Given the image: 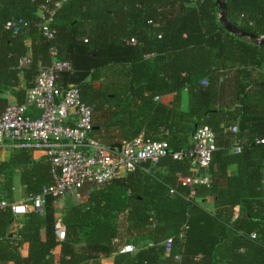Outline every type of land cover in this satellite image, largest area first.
<instances>
[{"label": "trees", "instance_id": "16d2710c", "mask_svg": "<svg viewBox=\"0 0 264 264\" xmlns=\"http://www.w3.org/2000/svg\"><path fill=\"white\" fill-rule=\"evenodd\" d=\"M60 1L0 0V111L10 93L25 100L56 49L72 65L62 81L78 85L93 106L95 138L108 146L139 136L167 140L175 152L208 124L218 144L211 180L192 189L179 177L193 175L189 159L147 161L85 189L80 203L63 210L64 239L51 196L43 212L21 217L17 234L12 209H0V264H101L110 256L114 264H264V43L228 31L218 0H65L57 7ZM223 1L234 25L264 36V0ZM44 4L57 8L51 38L40 29ZM9 20L19 29L7 28ZM28 52L31 66L18 67ZM169 93L175 98L166 103ZM17 170L30 194L53 183L47 156L15 149L0 162V199L13 200ZM127 244L136 249L123 252Z\"/></svg>", "mask_w": 264, "mask_h": 264}, {"label": "built area", "instance_id": "2783aa9c", "mask_svg": "<svg viewBox=\"0 0 264 264\" xmlns=\"http://www.w3.org/2000/svg\"><path fill=\"white\" fill-rule=\"evenodd\" d=\"M63 1L58 2L57 7ZM56 11L57 8L50 9L47 4L42 5L40 10V29L50 38L54 36L51 24ZM6 27L19 29L13 20H9ZM52 54V64L40 69L25 100L10 102L0 111V147L12 146L47 156L52 164L53 183L44 185L38 194H29L21 200L2 198L0 209L11 208L16 216L32 210L43 212L48 196L61 204L71 196L80 199L85 189L105 186L147 161L158 162L168 155L190 160L194 174L180 175L183 185L193 189L197 184L210 183L208 168L218 148L216 132L210 125L198 126L191 137V146L175 152L170 151L167 140L143 136L124 141L121 146H108L92 134L93 106L81 99L79 86L61 79L62 71L72 69L71 63L58 59L56 49L52 50ZM32 62V54L28 52L19 60L18 67H30ZM33 110L38 115L31 113ZM230 129L237 131V126ZM240 149L236 146L234 150L239 152ZM57 227L59 239H64V226L60 223ZM165 246L166 252L170 253L172 238L165 241ZM135 249L133 244H127L122 251ZM175 259L179 260L180 256Z\"/></svg>", "mask_w": 264, "mask_h": 264}, {"label": "crops", "instance_id": "0c3cea01", "mask_svg": "<svg viewBox=\"0 0 264 264\" xmlns=\"http://www.w3.org/2000/svg\"><path fill=\"white\" fill-rule=\"evenodd\" d=\"M8 97L10 99V102L15 101V97L11 93L8 95ZM174 98H175V93H169V94H166V95H164V96L161 97V99L164 102H166V103H170L172 100H174ZM182 106L185 109H187V107H188V92H187V90H183V92H182ZM31 113H33L34 115H38V112L36 110L31 111ZM15 149H19V148L12 147V146H1L0 147V162L1 161H4V160H8L9 157H10V155H11V153H12V151H14ZM20 150H23V149H20ZM33 154L36 155V156H38V155L39 156L40 155L42 156L43 155V154H41L39 152H33ZM193 174H194V171H193ZM1 179L4 181L3 177H1ZM18 182L20 183L19 185L22 187V188H20L21 190H19V194H18V187H17V183ZM13 191H14V198H13L12 201L21 200V199H23L24 197H26V196H28L30 194V193H28L25 190V187L22 184L21 175H20V171L19 170H17V172L13 175ZM17 194H18V197H17ZM210 198L211 197H209V199ZM81 199L82 198L79 199L76 196H71V197H68L67 199H65V201H64L63 204H61L58 201L54 200V207L56 208L55 216H56L57 224H60V223L62 224V215H63V210H64L65 206L67 207V206H69L71 204L80 203L81 202ZM209 199L207 200V202L205 204L208 203ZM66 201L67 202L74 201V202L69 203L67 205ZM211 204L213 205V201H212ZM206 207H208V206L206 205ZM208 208L209 209H212L213 206L208 207ZM22 216L23 215H18V216L15 215V220H14V223H13V226H12V231L15 234H17V232L19 230V227L22 225V222H21V217ZM27 249H28L27 244H25L22 247L21 250H22V252L24 254H27ZM53 253H54L55 258H56V263H58V260L60 259V254H61L60 248L59 247L55 248L53 250ZM5 264H14V263L13 262H9V263H5ZM101 264H114V257L113 256H110V257H103V258H101Z\"/></svg>", "mask_w": 264, "mask_h": 264}, {"label": "water", "instance_id": "95a60500", "mask_svg": "<svg viewBox=\"0 0 264 264\" xmlns=\"http://www.w3.org/2000/svg\"><path fill=\"white\" fill-rule=\"evenodd\" d=\"M218 1L220 4V20L228 31L236 33V34L241 35V36H249L253 40H255L256 43H264V36L259 37L256 34L247 33L245 31H243L242 29H240L238 26L234 25L230 21V19L228 18V14H227V10L225 8L224 1L223 0H218Z\"/></svg>", "mask_w": 264, "mask_h": 264}, {"label": "rangeland", "instance_id": "374dc122", "mask_svg": "<svg viewBox=\"0 0 264 264\" xmlns=\"http://www.w3.org/2000/svg\"><path fill=\"white\" fill-rule=\"evenodd\" d=\"M19 184H20V183L18 182V183H17L18 194H19V190H21L20 188H22ZM18 194H17V197H18ZM71 200H72V199H71ZM212 201H213L212 198H210L209 201H208V203H207L206 205H207L208 207H211V206H212V204H211ZM72 202H74V201H71V202H70V201H69V202L66 201L67 205H68L69 203H72ZM58 205H59V204H58ZM65 208H66V206H65ZM65 208H64V209H65ZM55 209H56V208H55Z\"/></svg>", "mask_w": 264, "mask_h": 264}]
</instances>
